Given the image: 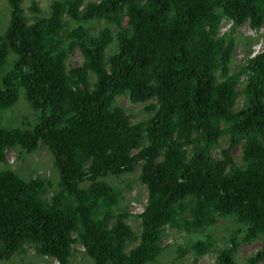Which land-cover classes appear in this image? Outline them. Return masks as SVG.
<instances>
[{"label":"trees","instance_id":"trees-1","mask_svg":"<svg viewBox=\"0 0 264 264\" xmlns=\"http://www.w3.org/2000/svg\"><path fill=\"white\" fill-rule=\"evenodd\" d=\"M5 1L0 120L21 93L39 118L0 126V261L28 245L73 264L81 244L93 264H147L167 227L189 236L176 248L195 260L214 251V264H235L258 239L248 264L264 259V50L251 55L250 35L232 68L237 29L261 28L264 0ZM75 50L79 65L68 62ZM119 95L144 103L146 118L133 122ZM40 145L55 181L8 166V150ZM133 172L148 194L138 232L125 190L105 179ZM220 218L231 224L217 250Z\"/></svg>","mask_w":264,"mask_h":264},{"label":"rangeland","instance_id":"rangeland-1","mask_svg":"<svg viewBox=\"0 0 264 264\" xmlns=\"http://www.w3.org/2000/svg\"><path fill=\"white\" fill-rule=\"evenodd\" d=\"M50 0H38L40 6L46 7ZM6 1L0 0V10L3 11L2 16L0 17V28L3 26L7 19L8 11L6 7ZM30 0H25L24 5H29ZM97 27H101V23L96 25ZM224 29L227 28L226 25H223ZM222 27V29H223ZM236 35L239 36L237 42L238 45L233 50V61L232 68L236 69V64L241 61L243 58V50L247 48L248 44H240V36H251V40L258 39L255 41L251 48L258 43H264V24L261 28L256 31L251 29L248 23H244L243 26L239 27V33L236 32ZM248 40V39H244ZM262 46V44H260ZM254 49V48H253ZM68 62L73 65H79L82 62V58L80 53L75 50L71 53ZM242 97L238 98V102L236 108L241 105ZM116 104H120L123 106L128 113L131 114V120L133 122L138 121L139 119L146 118L148 111L145 110L144 103H134L130 100L128 95H119L115 100ZM2 118L0 120V126L3 125H18V126H26L29 127V124H35L38 121L39 115L32 122L29 118H32V111L29 108V105L24 97L23 93L18 100V102L9 107L7 109H2ZM26 123V124H21ZM228 141L227 136H223L221 138V145L226 146ZM220 147H217L213 151V155L217 156ZM240 146L235 149V153L238 154L240 152ZM7 163L8 166L12 169L17 170L22 176L29 177L35 176L37 174L44 175L48 178L53 179L55 181L57 177V170L53 165L52 157L49 152V149L45 145H40L32 153L26 154L20 151L17 148H12L8 150L7 155ZM0 167H3V164H0ZM137 172L127 173L118 177H111L109 175L105 177L107 181H111L115 186L122 187L125 190L126 202L131 212L129 217V224L132 228L138 232L140 228V218L137 216V213L141 211L144 207L146 199H147V187L145 184L137 181L135 179ZM110 177V178H109ZM130 177V178H129ZM134 180H133V178ZM110 182V183H111ZM131 184L132 188H128V185ZM231 224L230 221H227L226 218H220L216 223L213 229L210 231L214 234L217 240V250L219 246H224L227 241V227ZM197 236H193L192 238H196ZM189 236H187L182 231H177L175 228L167 227L162 235V243L164 245L163 252L159 255V257L150 261L147 264H214L216 260V253L214 251L208 252L203 256H198L197 260L194 259V255L192 253H185L183 255L179 254L176 245L181 243L182 241L187 242ZM261 241L260 239L255 240L251 243H243L240 245L238 250L236 251V262L235 264H248L249 257L260 247ZM31 262L32 264H59V262L48 256H40L37 255L35 249L28 245L25 246V252L15 255L10 260L0 261V264H26L27 262ZM72 263L73 264H93V259L90 258L88 254H86L81 244H75L74 250L72 251ZM257 264H264V259H261L257 262Z\"/></svg>","mask_w":264,"mask_h":264},{"label":"clouds","instance_id":"clouds-1","mask_svg":"<svg viewBox=\"0 0 264 264\" xmlns=\"http://www.w3.org/2000/svg\"><path fill=\"white\" fill-rule=\"evenodd\" d=\"M232 24H233V22H232L231 20H230V21H229V20H224V21L221 23V25H220V32H221V33H224V32H226V31H228L229 28H230V26H232ZM223 25H226L227 28L224 29ZM241 26H243V25H241ZM241 26H239V27H241ZM222 27H223V29H222ZM239 27H238V29H237L238 33H239ZM257 40H258V39L254 40V42L257 41ZM254 42H253V43H254ZM253 43H252V44H253ZM252 44H251V45H252ZM260 44H262V46H260ZM253 48H254V49H253ZM253 48H252V53H251V55H255V54H257V53L263 51V50H264V43H258L257 45H254ZM243 55H244V52H243ZM243 55H239V56H243ZM146 202H147V199H146ZM146 202H145V204H146ZM144 207H145V205H144ZM144 207L141 209V211H139V212L137 213V216H138V214H140V213L143 211ZM129 211H130V210H129ZM130 213H131V212H130ZM138 217H139V216H138Z\"/></svg>","mask_w":264,"mask_h":264}]
</instances>
